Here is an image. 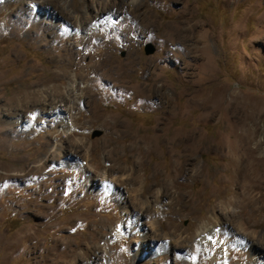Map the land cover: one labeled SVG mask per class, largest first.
Wrapping results in <instances>:
<instances>
[{"label":"rangeland","instance_id":"obj_1","mask_svg":"<svg viewBox=\"0 0 264 264\" xmlns=\"http://www.w3.org/2000/svg\"><path fill=\"white\" fill-rule=\"evenodd\" d=\"M33 15L45 24H35ZM81 16L89 18L88 25L79 22ZM147 42L156 47L153 53H146ZM103 54L126 73L103 69L111 80H94ZM75 74L84 87L81 100L72 102V128L64 130L55 114L37 108L42 100L59 101ZM53 77L60 92L51 88ZM95 109L115 119L112 130L92 122ZM253 112L262 115L255 118ZM21 114L23 130L9 125ZM156 127L157 145L137 166L140 182L134 183L128 142L154 134ZM246 129H256L253 141L264 143V0H0V264H139L133 259L138 239L131 234H138L136 225H123L128 214L121 203L85 182V175L101 179L96 174L107 170L126 197L128 187L157 182L148 198L138 203L128 198L132 209L146 210L142 220L159 233L169 232L172 221L192 229L235 193L219 187V178L227 180L225 171L209 176L206 185L189 180L178 189L167 179L175 157L192 156L205 170L228 167L218 143L230 144L234 132ZM54 142L64 153L56 154ZM106 142L110 147H103ZM114 146L111 154L107 149ZM186 197L193 214L180 210ZM144 200L150 206L143 210ZM259 200L264 207V196ZM258 213L264 221V210ZM236 219L229 217L233 228ZM214 224L195 264H243V243ZM246 230L256 240L264 225ZM157 241L144 246V258ZM182 248L169 252L170 264Z\"/></svg>","mask_w":264,"mask_h":264},{"label":"bare ground","instance_id":"obj_2","mask_svg":"<svg viewBox=\"0 0 264 264\" xmlns=\"http://www.w3.org/2000/svg\"><path fill=\"white\" fill-rule=\"evenodd\" d=\"M33 16H34V19L36 20L35 24H38V25L45 24L46 21H44L43 18L38 17L36 15H33ZM78 20L82 25H85V26L88 25L89 23V18L87 16L78 17ZM65 21L68 24L71 23L70 20L67 18ZM91 21L93 22V20ZM93 39H94V36H93ZM78 55L81 56V51ZM94 69H95L94 71H95L96 77H94L93 79L96 81H99L101 79V81L103 80V81L109 82L111 80L107 71H104V70H109L110 73L115 71L117 74H119L120 72L126 73L123 67H120V69H118L115 65H113L112 61L106 56V54H103V56H100L99 61ZM74 76L75 77L70 82L69 87H67V90L61 94V98L59 97L60 98L59 101L61 100L62 102H65V104H62V102L60 103L59 101H51L50 103H46L45 102L46 100L45 101L42 100L38 103L42 107L37 108V110L40 112H47V113L55 114L58 124L64 130H70L72 128L70 125V121L74 122V118H75V116L72 114L74 112V111L72 112V109H74V107H72V102L74 103L77 100H81L80 99L81 97L79 96L80 94L79 92H83L82 87H84V86H81L80 83H77L78 81L77 78H79V76L77 74H75ZM51 79H53L52 81L54 82L51 85L52 90L54 89L55 92H60V83L58 79L56 77H53ZM154 81L155 80H153L152 82ZM128 89L130 90L131 88H128ZM85 90L90 94L91 90H93L92 85L88 83L85 86ZM40 92L42 93L41 89H40ZM140 95L142 96V93ZM142 98L140 97L139 100L142 101ZM36 99L39 100L38 97ZM50 104H54V106H52V109L49 110L46 108V106ZM68 114H69V117L67 116ZM17 115H20V114H17ZM261 115H262L261 113H257V114L254 113L252 117L258 118ZM91 116H92V122L96 121L98 123H101V125L105 126L106 129L112 130V128H114L115 126V119L112 118V116L103 114L97 109L94 110ZM22 117L23 115L21 114V116H19L17 120H14L13 122H9V125L11 124V126H14L17 129L21 128L23 130L25 127H19L20 119ZM27 128L28 130L31 129L29 127ZM157 129H158L157 127L154 128V134L141 135L140 137H133L131 138L130 142H128V145L131 147L130 151L133 152L134 157H135L134 160L130 164L131 166L129 165V169L131 170L130 175H133V179L135 180L134 183L140 182V177H139L140 174L138 173L137 166L144 162V156L147 154H151L152 151L155 149V146L157 145L158 139L160 137V134H157ZM71 131L72 132L68 134H71V135L75 134L74 129ZM256 132H257L256 129H246V131H242L241 133L234 132L235 137L230 144H225V142H221V141L218 143V149L220 151H223L224 154L228 155V158H229L227 162V165L229 164L228 167L223 168L220 164H217L205 170L204 166H197L196 165L197 163L194 164L196 159L192 156L184 157L181 155L179 156V158L175 157L176 163H175L174 169L167 179H170L172 183L175 184V186L178 189H181L183 191V189L186 187L189 180L200 181L202 185H206V181L209 176L214 175V174L220 176L222 174V171H225V173L227 174V180L226 179L223 180L219 178V181H218L220 184L219 187L225 186L227 190H230L235 193V198L233 197L234 199H231L229 201V204H225L221 202L218 206H214L212 209V216L208 217L207 220H203V221L197 220L192 229L182 230L179 226L175 225L172 221L169 225L170 226V229H168L170 230L169 232L159 233L157 228L154 229V227L151 226L152 224L151 225L147 224L146 221L142 220V217L146 216V210L141 212L142 208L138 209L137 207L136 208L134 207V209H132V203L131 201H128V198L132 199L133 203H138L139 198H143V197L148 198L153 193L154 186L158 185L157 182H148L146 185H141L139 187H128L126 190L127 191V197H126V195L124 196V193H122V190H123L122 184H120L116 178H109V174L107 170H102L100 173L96 174V176L97 175L101 176V179H96L94 176L91 177L90 174H87L84 177V181L87 182L91 186L98 185L100 187L99 189H100L101 194H113L114 198L118 200L119 203H121V208L125 211V213L128 214V217H126V220L124 218L121 219L123 221L122 222L123 225L124 223H131V224L134 223L136 225L135 231L137 230L138 234L132 233V232L131 234L133 236L135 235L138 239V246L136 247V250H135L136 252L133 254V259L136 260L138 258L137 261L139 260L138 261L139 264H153L154 261H156L158 264H170L169 259H168L169 252H173V251L176 252L177 251L176 248H181V247H184L182 248L184 250V253L183 254L176 253L173 259V264H195L196 261L199 259V257L201 255H204L203 254L204 250L201 249V247L204 245V242L207 241V237L213 232H215V228H214L216 227V225L214 224L215 222L218 223L222 233L232 232L231 235L234 236L233 239L243 243L244 248L246 249V253H247V257L244 259L243 264H264V233L260 234L258 239L254 240L253 238L254 235L249 234L246 230V226H250V225L263 226L264 225V221L260 219L262 214L258 213L261 210L263 211L264 207H260L257 205L258 200L260 198H263L264 196V153L262 155H255L256 150L263 149L262 151L264 152V143L253 141L256 137L255 136ZM59 144L60 143H57V142H54L52 144L55 149L56 154L57 153L60 154L63 152L62 151L63 146ZM103 147L107 148V147H110V145L107 144L106 142ZM114 149H116L115 146L107 150L108 152H111L112 154ZM69 154L71 153H68V155ZM64 156L65 154H63L62 157ZM192 164L194 165L192 166ZM81 168L84 169L85 171H88V173L90 171L89 170L90 168L86 167V165L84 166V163L81 165ZM178 179H182V180L178 181ZM255 190L259 193V196L253 195L254 194L253 192ZM183 198L184 196L182 198L180 197V199H182V202L180 203H183V200H184ZM179 201L181 200H178V202ZM184 202H187V204H185V206H182L180 210H184L189 214H193L194 210L191 204V200L188 199V197H186ZM142 205H143V210H144V209L149 208L150 203L148 202L146 204L144 200ZM230 205L231 206L233 205V207L236 209L231 208ZM231 215L237 218L235 222L236 223L235 228H233V226L230 225V222H229L231 220V219L229 220V217ZM212 224H214L215 226ZM121 227L122 226H119V229H121ZM150 228H151V231L153 229L152 233L150 231ZM140 230H143V232H140ZM158 235H162V238L157 237ZM221 238L223 237L221 236ZM224 239L227 240V236H225ZM157 240H160L161 243L158 244L156 248L153 247L154 249L152 252H150L149 256L144 258V253L146 252L145 251L146 247L144 246L148 244L150 241L154 242V245H155V243L158 242ZM104 243L101 245L99 244V248H101L102 250V254H101L102 257L104 256L105 251H106V245ZM212 250H214V246ZM84 251H82L81 253H84ZM98 252L100 253V251ZM79 254L80 253L75 254L74 258L78 257ZM212 254H214V252ZM222 254L224 253L222 251H219L216 257L218 258L222 256ZM99 258L101 257L99 256L98 259ZM204 260L206 259H203V261ZM220 262L221 261H219L217 264H219Z\"/></svg>","mask_w":264,"mask_h":264},{"label":"water","instance_id":"obj_3","mask_svg":"<svg viewBox=\"0 0 264 264\" xmlns=\"http://www.w3.org/2000/svg\"><path fill=\"white\" fill-rule=\"evenodd\" d=\"M156 50V47L152 42H147L145 44V51L147 54L153 53Z\"/></svg>","mask_w":264,"mask_h":264}]
</instances>
